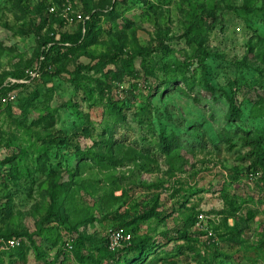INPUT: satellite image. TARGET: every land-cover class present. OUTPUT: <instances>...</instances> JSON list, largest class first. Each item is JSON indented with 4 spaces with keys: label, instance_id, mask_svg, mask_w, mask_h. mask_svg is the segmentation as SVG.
I'll return each instance as SVG.
<instances>
[{
    "label": "rangeland",
    "instance_id": "rangeland-1",
    "mask_svg": "<svg viewBox=\"0 0 264 264\" xmlns=\"http://www.w3.org/2000/svg\"><path fill=\"white\" fill-rule=\"evenodd\" d=\"M109 3L116 4L118 18L112 20L102 13L96 44L87 53L61 54L59 66L66 71L61 77L49 81L20 78L38 63L40 38L53 31L60 37V32L79 28V24L61 26L45 19L65 7L84 12L86 4L106 11ZM241 6L242 0H0V83L9 89L11 80H25L20 82L23 86L13 88L17 99L0 109V232H27L32 237L20 236L16 248L24 246V254H6L0 257V264H81L71 251V237L64 226L55 221L46 226L54 227L51 231L41 226L50 201L42 187L45 177L36 173V159L43 143L51 146L55 136L69 135L80 143L78 135L88 130L91 135L82 144L91 146L95 140L101 141L99 134L113 124L105 111L106 100H97V91L92 100L86 99L84 89L76 90L72 73L80 65L94 68L83 69L85 74L111 77L118 65L109 57L96 56L111 50L116 40L126 47L123 56L139 48L148 54L147 69L138 60L136 78L126 73L114 91L126 97L123 89L130 90L137 83L141 96L148 95V86L153 87L149 98L152 112L140 121L138 99L127 95L135 104L126 110V121L113 129L114 138L124 145L121 156L134 148L138 157L119 166L114 171L117 182L107 186H119L114 193L118 197L124 194L121 200L104 208L98 194L86 198L87 206L101 208L94 211V223L74 232L75 236L82 232L93 236L83 253L100 258L102 249L122 250L128 244L114 250L109 235L123 228L132 234V240L150 238L160 246L139 264H206L204 258L210 259L217 250L223 256L216 264H264V184H256L262 171L252 170V148L243 141L246 133L261 130L264 121L251 117L246 109L241 121L227 123L229 105L222 92L230 91V81L237 79L242 89L238 99L244 101L245 86L264 83V0L256 1L258 9L251 15ZM196 36L202 38L209 55L206 62L211 82L221 91L207 97L199 86L190 92L180 81L161 93L168 78L165 65L172 63L175 55L189 57L197 66ZM99 66L103 70L99 71ZM178 86L185 92L177 90ZM69 101L76 107H59ZM149 122L157 134L175 133L180 138L174 156L157 149L154 139L158 136L150 131ZM227 131L236 133L232 146L223 140ZM140 153L152 154L151 160L141 158ZM50 157V163L65 166L72 154L64 145L54 144ZM252 171L258 173L254 180ZM84 176L93 179L89 173ZM5 203L10 207L5 208ZM150 210L160 216L142 219ZM40 232L48 233L49 240L38 236ZM181 233H187L189 239L180 238ZM232 233H238V243L228 240Z\"/></svg>",
    "mask_w": 264,
    "mask_h": 264
},
{
    "label": "trees",
    "instance_id": "trees-1",
    "mask_svg": "<svg viewBox=\"0 0 264 264\" xmlns=\"http://www.w3.org/2000/svg\"><path fill=\"white\" fill-rule=\"evenodd\" d=\"M257 0H242V10L248 15L255 13L258 9L256 6ZM110 4V3H109ZM53 5V4H52ZM61 11L53 13L50 18L45 19L48 22L58 21L61 26H66L67 23L65 19L60 14ZM84 13L89 15L90 18L85 22L77 21L74 24H79V28L74 32H60V38L57 40L56 33L49 34L44 38L38 40V62L40 65V78L42 77L46 81L51 80L54 76H62L65 71L64 67L59 66V61L61 54L69 55V53H76L81 55L88 52V48L91 45L96 44V33L97 23L102 17V13L110 15L112 20L118 18V13L116 10V4L111 3L106 11H97L94 7H90L86 4ZM195 21V20H194ZM192 25H196L195 22ZM259 38L260 35H257ZM262 39V38H261ZM194 42L197 43L198 47L195 53V59L197 60V66H195L189 57H181L175 55L174 61L166 63V72L168 78L165 80L163 87H161V93L164 92L174 82H183L188 90L191 92L195 86L200 87V91L203 92L207 97H214L215 93L220 90L217 85L211 82L209 76V65L206 62L209 55L206 53L203 47L202 38H194ZM264 41V39H263ZM113 48L108 52L97 55L96 57H109L112 63L118 65V69L113 71L112 76L108 77L103 75L101 77L92 76L83 73V69L91 70L93 67L80 66L73 71L72 81L76 87L77 91L85 90L86 99L92 100L95 92L97 91L98 98L100 102L106 100L104 103L105 111L112 118L113 124L107 125L103 131L99 134L102 137L101 141L94 142V145L88 146L86 143L82 144L83 139L91 135L90 131L85 130L81 132L78 136L80 143H75L70 139L69 135L55 136L51 141V146H46L43 143L42 147L38 150L37 157V168L36 173H39L45 180L42 182V187L44 188V193L49 196L50 205L46 211V215L41 220V226L46 227L47 224L55 221L58 226H64L67 230L68 237H71L70 243L72 245V252L79 259L81 264H105L107 260H114L115 264H139L140 260H143L149 254L156 252L160 247L150 238L139 237L137 239L131 240L122 250L117 252H111L107 249H102V255L100 258H95L91 255H85L83 253L86 243L93 241V236L87 232H82L78 236L74 235V232L79 229L80 226H85L97 220L94 215V211L97 208H101V205L94 206L86 205V198L95 197L96 194L100 196V200L105 202L104 208L111 207L113 201L117 202L124 197V194L120 197L115 195V189H119L117 186L115 188H108V184H115L117 178L114 175V171L117 170L119 166H123L126 160L130 162L137 160V151L134 148H130L123 156L121 152L124 149L123 143H118L114 138V128L117 123L125 122L127 119L126 110L134 105L128 96H134L138 99V110L137 114L140 121H144L146 116L150 117L152 110L151 106V93L153 87L148 86V95H139V84H132L130 90L123 89V92H127L128 96L122 97L121 92H115L114 89L119 85L120 82L124 80L126 73L137 76L136 62L140 60V65L146 68V56L147 52L144 49H137L134 53L123 56L126 50L124 43H120L118 40L113 41ZM253 51V49H252ZM264 52V50H263ZM262 52V55H263ZM264 61V55H263ZM195 66V67H194ZM200 68V71L198 70ZM55 69V70H54ZM101 66L98 67L100 71ZM103 70V69H102ZM151 75H154L153 71L148 70ZM27 75L23 73L20 78H25ZM19 78V79H20ZM3 86V82L0 83V87ZM20 83H15L10 86L9 89L16 88ZM230 91L222 90L228 101V111L226 113L227 123H237L241 121L245 116V110L248 109V113L251 117L260 119L264 121V83L259 82L253 87L245 86V100L239 101L238 93L241 89V82L234 79L229 83ZM249 87V88H248ZM4 88V87H3ZM5 89V88H4ZM177 90L185 92L182 86H178ZM221 91V90H220ZM141 92V91H140ZM198 100L197 98H195ZM246 104V105H245ZM62 108H72L76 107L72 101L66 102L59 106ZM55 111H59L58 108ZM53 117V116H51ZM90 121V119L88 118ZM150 131L155 137V144L157 149L161 154L167 156H172L180 148L181 141L180 138L175 134L171 133L166 135L163 133L157 134L155 127L149 122ZM231 134L227 131L223 135V140L229 144L234 145V136L236 133ZM247 138L243 141L245 145L252 148L250 156L252 157L251 167L252 170H261L262 176L260 180L256 183L261 187V183L264 184V127L261 130L254 131L253 133H246ZM64 145L66 148L70 149L72 158H67V164L65 166H55L50 163V148L52 145ZM152 154L140 153V157H146L151 160ZM174 156V155H173ZM75 162V163H74ZM146 167H144L145 169ZM254 172V171H253ZM85 173H89V177H85ZM98 175L100 178H95ZM104 185H103V184ZM106 183V184H105ZM103 192V193H102ZM1 205L0 207H2ZM5 208L10 207V203H5ZM104 210V209H103ZM154 216H160L158 212L150 210L144 214L142 219H149ZM194 223L195 219H189ZM132 223H128L131 225ZM124 227V226H123ZM49 231L53 230L54 227H46ZM233 230V229H232ZM178 233L181 231L176 230ZM228 239L232 243L237 242L238 233H232ZM44 237L49 240V234L44 232L38 233V236ZM13 236H26L30 240L32 237L27 232H0V237L10 238ZM180 238L189 239L187 233H181ZM60 239V237H59ZM23 247L15 248L10 252L3 253L0 257L6 254H19L22 256L24 254ZM64 251V250H63ZM125 254V255H124ZM132 254V257L129 256ZM124 255V256H123ZM38 258L41 254H37ZM123 256V257H122ZM223 253L217 250L213 253L210 259L204 258L206 264H216L219 257H222ZM1 259V258H0ZM52 263V262H51ZM53 264V263H52Z\"/></svg>",
    "mask_w": 264,
    "mask_h": 264
},
{
    "label": "built area",
    "instance_id": "built-area-1",
    "mask_svg": "<svg viewBox=\"0 0 264 264\" xmlns=\"http://www.w3.org/2000/svg\"><path fill=\"white\" fill-rule=\"evenodd\" d=\"M52 11H55V8L51 9ZM61 15L62 17L65 19L67 24H74L77 21H83L85 22L87 19L90 18L89 15L85 14L84 12H76L70 9V7H65L62 11H61ZM59 36H57V40H59ZM40 63L38 62L36 64V66L33 69L27 70V76L33 80V79H37L40 77ZM25 83V80H16L13 79L11 80V84H15V83ZM5 87L7 86L4 85ZM0 87V109L7 105L8 103L15 101L17 99V93L15 89H8L5 88V91L3 89V87ZM256 175H258V173L255 172H250V177L251 179H256ZM202 215L199 217V219H202ZM109 244H110V248L112 249H117L120 246H122V244H129L131 243L132 240V234L127 232L125 229L123 228H118L115 230H112L110 235H109ZM21 244V239L20 237L17 236H13L10 238H6V237H0V255H2L3 253L6 252H10L13 249H15L16 247H18ZM70 244V243H69ZM72 248V245L71 247Z\"/></svg>",
    "mask_w": 264,
    "mask_h": 264
}]
</instances>
